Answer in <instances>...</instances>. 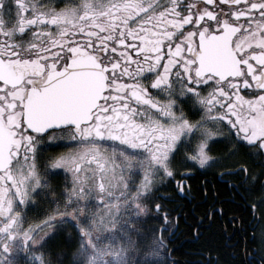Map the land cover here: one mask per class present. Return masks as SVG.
<instances>
[{
    "label": "snow or ice",
    "instance_id": "obj_1",
    "mask_svg": "<svg viewBox=\"0 0 264 264\" xmlns=\"http://www.w3.org/2000/svg\"><path fill=\"white\" fill-rule=\"evenodd\" d=\"M0 264H264V0H0Z\"/></svg>",
    "mask_w": 264,
    "mask_h": 264
},
{
    "label": "flooded vegetation",
    "instance_id": "obj_2",
    "mask_svg": "<svg viewBox=\"0 0 264 264\" xmlns=\"http://www.w3.org/2000/svg\"><path fill=\"white\" fill-rule=\"evenodd\" d=\"M214 149L218 148V145L212 146ZM207 179L209 188V195L207 197H203L201 195V182ZM192 186V191L190 194L185 197L184 195L179 196L177 199L170 201V206L176 205H185L184 212L187 214V220H185L182 215L179 221V225L175 230V235L173 238V245L176 251L173 255L179 261H192L196 259L195 256L192 255L199 248L201 242L193 239V232L195 231V219L198 215H203V213L208 209L210 201H211V191L214 188L216 192L219 194V199L229 201L233 199L232 193L229 191L228 187H226L222 182H219L218 178L211 174V171L204 169H196L195 175L190 181ZM165 194L170 192V189H162ZM240 201L239 198H235V203H225L223 205H218V207H223L227 213V217L233 215V211L238 209ZM195 208V213L191 211L192 208ZM238 214V213H237ZM225 217V219H227ZM208 225V221L205 220L203 224L200 225L201 228H206ZM220 228V221L217 219L212 224V232L218 233ZM197 244V248L194 245ZM199 245V246H198Z\"/></svg>",
    "mask_w": 264,
    "mask_h": 264
},
{
    "label": "trees",
    "instance_id": "obj_3",
    "mask_svg": "<svg viewBox=\"0 0 264 264\" xmlns=\"http://www.w3.org/2000/svg\"><path fill=\"white\" fill-rule=\"evenodd\" d=\"M198 246H199V245H198ZM194 247H195V248H197V244H196V245H194ZM199 247H200V246H199Z\"/></svg>",
    "mask_w": 264,
    "mask_h": 264
}]
</instances>
